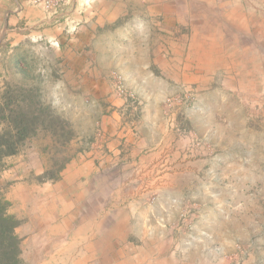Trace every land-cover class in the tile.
Returning <instances> with one entry per match:
<instances>
[{
	"label": "rangeland",
	"instance_id": "rangeland-1",
	"mask_svg": "<svg viewBox=\"0 0 264 264\" xmlns=\"http://www.w3.org/2000/svg\"><path fill=\"white\" fill-rule=\"evenodd\" d=\"M171 8H185L191 16L193 8L199 6L173 3ZM262 28L256 24L251 39L246 37L235 45L229 37L221 40L212 35V49L189 47L183 64L172 61L178 63L172 67L175 71L183 69L186 82L163 77L165 85L155 87L149 98L159 100L163 113L144 125L146 140L140 159L132 165L120 164L118 170L106 174L114 179L103 187L104 207L109 212L122 214L132 202L141 214L155 217L159 238L149 242L155 246L159 264H165L163 258L191 263L200 255L217 264H264ZM11 49L12 53L0 60V75L5 76L0 100L7 91L16 94L36 88L42 103L67 124L63 137L40 127L17 156L3 162L0 193L11 203L9 213L26 220L30 211L23 204L22 184H38L37 178L45 169L63 166L65 170L94 150V145L105 147L102 135L107 136L116 117L122 116L119 111L114 118L105 107L116 98L126 101L112 90L113 76L118 74L115 70L108 72L106 81L85 77L78 74L84 62L74 59L71 77L63 76L65 84L57 85L64 65L56 52L31 41L4 51ZM20 61L22 67L16 65ZM133 93L139 103L143 101ZM134 127L138 128L132 132L143 137L139 126ZM115 138L119 139L117 134ZM13 194L19 196L20 206L9 200ZM138 223L141 228L153 225L151 220ZM115 229L113 234L119 235L124 223ZM163 230L168 235H163ZM21 233L26 234L25 229ZM135 238L139 247L146 245L143 236ZM131 253L129 250L127 259L131 260Z\"/></svg>",
	"mask_w": 264,
	"mask_h": 264
},
{
	"label": "crops",
	"instance_id": "crops-1",
	"mask_svg": "<svg viewBox=\"0 0 264 264\" xmlns=\"http://www.w3.org/2000/svg\"><path fill=\"white\" fill-rule=\"evenodd\" d=\"M31 1L0 0V60L13 51L4 48L36 42L56 52L64 65L55 84L63 85L62 77H71V60H82L84 68L78 74L106 81L108 72L115 70L143 101L133 105L116 98L105 107L114 118L119 111L122 114L107 136L102 135L106 148L94 145L80 162L61 173L59 181L22 184L23 204L30 214L26 220L15 216L22 221L17 232L23 239L26 264H159L155 246L149 242L159 238L155 217L141 214L132 202L122 214L109 212L104 207L103 187L114 179L106 174L140 159L146 140L143 127L163 113L159 100H149L155 87L165 85L163 77L186 82L183 69L175 71L172 67L178 63L171 62L183 64L189 47L212 49V35L221 40L229 37L235 45L246 37L251 39L253 26L258 24L264 36V0H68L52 18ZM173 3L199 8L188 16L185 8H171ZM222 45L219 42L220 49ZM73 73L77 75L75 69ZM4 77L0 75V91ZM137 125L143 137L132 132ZM18 198L13 194L9 200L20 206ZM140 220H151L152 228H141ZM109 221L117 222L116 226L123 222L124 231L113 234L115 225L108 226ZM23 229L26 234H20ZM163 235L168 234L163 230ZM138 236H143L146 245H136ZM129 250L131 260L126 255ZM163 260L165 264H217L206 262L201 255L191 263Z\"/></svg>",
	"mask_w": 264,
	"mask_h": 264
},
{
	"label": "trees",
	"instance_id": "trees-1",
	"mask_svg": "<svg viewBox=\"0 0 264 264\" xmlns=\"http://www.w3.org/2000/svg\"><path fill=\"white\" fill-rule=\"evenodd\" d=\"M0 125V172L4 160L17 156L26 141L38 135L40 127L53 135L60 132V137L66 135L67 127L66 122L42 103L36 88L20 90L16 94L7 91L2 95ZM63 170V166L58 170L45 169L37 179L39 183L57 182ZM10 206L11 203L0 193V264H26L23 239L17 232L22 221L9 213Z\"/></svg>",
	"mask_w": 264,
	"mask_h": 264
},
{
	"label": "built area",
	"instance_id": "built-area-1",
	"mask_svg": "<svg viewBox=\"0 0 264 264\" xmlns=\"http://www.w3.org/2000/svg\"><path fill=\"white\" fill-rule=\"evenodd\" d=\"M34 6L40 7L50 18L56 17L58 11L66 6L68 0H32ZM112 90L116 96L122 98L128 104L136 105L138 101L135 94L128 89L123 80L118 76H113Z\"/></svg>",
	"mask_w": 264,
	"mask_h": 264
}]
</instances>
